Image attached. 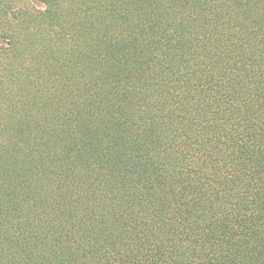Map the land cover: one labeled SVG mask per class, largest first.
Wrapping results in <instances>:
<instances>
[{"label":"trees","instance_id":"1","mask_svg":"<svg viewBox=\"0 0 264 264\" xmlns=\"http://www.w3.org/2000/svg\"><path fill=\"white\" fill-rule=\"evenodd\" d=\"M0 264H264V0H0Z\"/></svg>","mask_w":264,"mask_h":264}]
</instances>
